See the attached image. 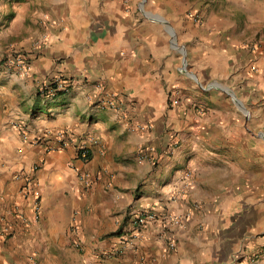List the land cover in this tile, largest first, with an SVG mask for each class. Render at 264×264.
Here are the masks:
<instances>
[{"label": "crops", "instance_id": "obj_1", "mask_svg": "<svg viewBox=\"0 0 264 264\" xmlns=\"http://www.w3.org/2000/svg\"><path fill=\"white\" fill-rule=\"evenodd\" d=\"M263 31L264 0H0V264H264Z\"/></svg>", "mask_w": 264, "mask_h": 264}, {"label": "built area", "instance_id": "obj_2", "mask_svg": "<svg viewBox=\"0 0 264 264\" xmlns=\"http://www.w3.org/2000/svg\"><path fill=\"white\" fill-rule=\"evenodd\" d=\"M14 63H16L18 65V67H21V68H24L25 67V58L24 56L21 54L17 55L14 59ZM53 84H57V88L54 90L52 89V96L56 95L57 91H65L67 92L68 91V87L59 82L58 80L54 81L52 83ZM44 91L42 90L41 94H44L43 93ZM80 158L83 159V160H87L89 158V150L85 147H83L81 149V152H80ZM145 223V217L143 216H137L135 217V219L133 220V226L135 227V230L134 232L135 233H138L137 229H140V227Z\"/></svg>", "mask_w": 264, "mask_h": 264}, {"label": "trees", "instance_id": "obj_3", "mask_svg": "<svg viewBox=\"0 0 264 264\" xmlns=\"http://www.w3.org/2000/svg\"><path fill=\"white\" fill-rule=\"evenodd\" d=\"M57 88V84H53L52 85V89H56ZM64 93H66L65 91H57V93H56V95H61V94H64Z\"/></svg>", "mask_w": 264, "mask_h": 264}, {"label": "rangeland", "instance_id": "obj_4", "mask_svg": "<svg viewBox=\"0 0 264 264\" xmlns=\"http://www.w3.org/2000/svg\"><path fill=\"white\" fill-rule=\"evenodd\" d=\"M189 15H190V13H189ZM261 34H263V36H264V31L259 33V35H261Z\"/></svg>", "mask_w": 264, "mask_h": 264}]
</instances>
